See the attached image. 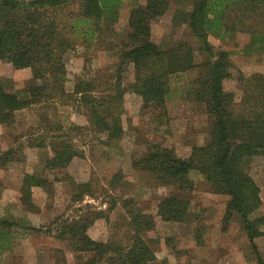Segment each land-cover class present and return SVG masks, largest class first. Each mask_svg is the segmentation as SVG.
Instances as JSON below:
<instances>
[{
	"label": "trees",
	"instance_id": "obj_1",
	"mask_svg": "<svg viewBox=\"0 0 264 264\" xmlns=\"http://www.w3.org/2000/svg\"><path fill=\"white\" fill-rule=\"evenodd\" d=\"M132 1L75 0V6L71 8L68 0H0V61L8 63L12 69L29 68L32 75L31 84L24 89L25 97L0 85V125L12 124L18 110L66 95L74 96L86 110L88 126L76 129L87 128L105 134L107 140L116 139L122 133L120 112L111 115L107 111L110 101L121 102L123 94L130 91L140 97L143 109L152 108L161 114L166 111L170 78L197 66L196 77L182 92L204 103L212 119L210 141L191 146L186 154H181L175 147L153 143L132 164L137 170L151 175L158 184L172 186L176 193L160 197L155 214L126 206L125 217L130 232L123 239L111 236L106 240H95L87 233L96 220L108 222L115 200L106 209L86 207L77 217L59 221L57 235L79 257L76 264H149L155 260V254L143 233L153 230L157 220L172 223L190 220V201L185 193L194 189L191 173H198L210 185L212 193L228 196L221 229L225 230L233 215H237L256 264H264V256L254 241L264 235V213L252 216L261 205L260 188L244 170V162L248 158L264 154V79L245 78L239 74L238 81L246 96L241 107L233 109V92L223 87V81L231 77L229 52L213 50L208 39L210 32L222 36L223 31L226 32L227 29L223 28L224 12L230 4L237 2L245 9H253L257 0H191L187 12L188 26L200 40L199 50L204 56L198 65L194 63L193 47L187 42L179 40L176 44L162 47L152 40L151 24L167 11V0H145L143 4ZM125 4L129 8L125 35L117 44L111 42L109 47L105 46L109 51L116 50L117 67L114 72L117 81L102 85L96 78L86 80L76 76L72 92L66 94L63 88L64 58L76 47L67 33L71 24L87 47L90 45L87 41H94V35V45L100 46L104 42L100 22L107 18L111 23L115 22ZM91 20L96 28H90L88 23ZM79 23H82L81 31ZM250 44L264 53L262 36H253ZM130 68L134 73L133 82L122 86L120 74ZM111 88L112 92H109ZM104 91L108 93L104 94ZM119 107L117 104L115 108L118 110ZM110 116L111 121L108 119ZM22 146L19 143L16 147L0 151V169L15 160ZM24 146L50 149L42 172L25 173L19 189L23 209L38 211L32 197L33 189L48 190L54 183L68 179V165L74 157H83L84 154L65 134L51 138L30 136ZM93 195L89 179L77 182L72 198L79 201L83 196L93 198ZM58 220L56 217L53 222ZM17 225L16 221L0 217L2 227ZM26 227L39 231L38 227ZM1 245L6 247L8 241ZM83 254L84 257L81 256ZM64 256H57L54 263L66 264Z\"/></svg>",
	"mask_w": 264,
	"mask_h": 264
},
{
	"label": "rangeland",
	"instance_id": "obj_2",
	"mask_svg": "<svg viewBox=\"0 0 264 264\" xmlns=\"http://www.w3.org/2000/svg\"><path fill=\"white\" fill-rule=\"evenodd\" d=\"M68 1L73 8L75 0ZM167 1V11L151 24L152 40L162 47L183 40L193 47L195 65L200 64L204 57L199 50L200 40L189 28L187 20L192 1ZM255 4L253 9H245L237 2L230 4L224 12L223 28L227 29L223 31L224 35L208 34L213 50L225 49L229 52L231 77L223 81V87L233 92V109L241 107L246 96L238 81L239 74L245 78L264 79V53L250 44L253 36L260 35L264 39V0H257ZM128 11L125 4L115 22L111 23L109 18L100 22L104 31L101 37L104 42L100 46L94 45V35V41H87L90 42L87 47L71 24L67 33L76 47L68 51L64 58L66 73L63 88L66 94L72 92L76 76L86 80L96 78L102 85L117 81L114 72L117 67L116 50L109 51L105 46L109 47L111 42L117 44L124 37ZM88 24L90 28H96L92 20ZM78 25L81 31L82 23ZM26 70L12 69L8 63L0 61V85L25 97L24 89L32 82L31 70ZM197 72L196 66L170 78L166 111L161 114L152 108L143 109L140 97L130 91L123 94L121 102L110 101L107 111L111 115L120 112L122 133L116 139L107 140L105 134L87 128L76 129L87 127L88 121L85 108L74 96H56L51 101L19 110L12 124H1L0 151L16 147L19 143L23 146L15 160L0 169V217L18 224L10 228L0 226V244L8 241L6 247L0 246V264H55V258L64 255L66 264H76L79 257L69 250L66 241L58 237L56 225L61 220L77 217L86 207L106 209L114 200L116 202L109 212L108 222L98 219L88 228V235L95 240H106L111 236L123 239L130 232L125 217L126 206L155 214L157 200L176 192L172 186L158 184L151 175L137 170L132 164L153 143L175 147L181 154H186L191 146L210 141L212 119L204 103L182 92ZM120 77L122 86L130 85L134 79L133 70L122 71ZM13 85L17 89H13ZM106 93L108 91H104ZM117 104H120L118 110L115 108ZM111 118L108 119L111 121ZM57 134L67 135L84 155L75 157L68 165V179L54 183L48 190L34 188L32 197L39 210L26 211L19 201L22 177L27 172L41 173L50 149L26 147L24 144L30 136L51 138ZM244 170L260 188L261 205L252 214L258 216L264 213V154L248 158L244 162ZM191 178L194 189L185 193L190 201V220L184 223L157 220L153 230L143 233L155 254V260L149 264H202L219 252L221 254L217 259L222 263L256 264L238 216L233 215L226 229H221L228 196L212 193L210 185L198 173H191ZM89 179L94 190L93 198L83 196L79 201L73 200L77 182ZM56 217L59 218L57 223L53 222ZM26 226L38 227L39 231ZM231 241L234 246L230 250L224 243ZM254 241L264 256V235Z\"/></svg>",
	"mask_w": 264,
	"mask_h": 264
},
{
	"label": "crops",
	"instance_id": "obj_3",
	"mask_svg": "<svg viewBox=\"0 0 264 264\" xmlns=\"http://www.w3.org/2000/svg\"><path fill=\"white\" fill-rule=\"evenodd\" d=\"M21 70H24V71H28V70H26V68H24V69H21ZM26 73H28L27 75H29V72H26ZM30 77V76H29ZM13 89H17V86L16 85H13ZM33 106V105H32ZM22 110V109H21ZM19 111V110H18ZM17 112V111H16ZM15 112V113H16ZM75 158V157H74ZM74 158L72 159V161H74ZM72 161L70 162V164H72ZM69 164V165H70ZM27 173H31V172H27ZM219 242V241H218ZM224 246L225 247H229L230 248V250L232 249V247L234 246V243L231 241V242H229V243H227V244H225L224 243ZM220 247H223V246H220ZM220 252L219 253H215V255H214V257L213 258H211V260H209L208 262L207 261H205V262H203L202 264H226V263H228V262H224V263H222L221 261H218V257L220 256ZM235 253H234V251H233V255H234Z\"/></svg>",
	"mask_w": 264,
	"mask_h": 264
}]
</instances>
